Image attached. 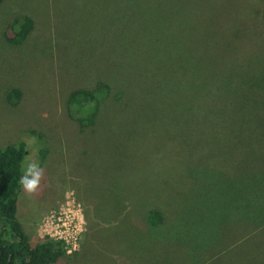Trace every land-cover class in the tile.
I'll use <instances>...</instances> for the list:
<instances>
[{
	"label": "rangeland",
	"instance_id": "374dc122",
	"mask_svg": "<svg viewBox=\"0 0 264 264\" xmlns=\"http://www.w3.org/2000/svg\"><path fill=\"white\" fill-rule=\"evenodd\" d=\"M21 15L33 27L12 44ZM235 71L264 72V0H2L0 148L24 140L23 172L44 170L37 193L18 194L24 232L39 237L72 194L86 228L58 264H264V178L237 177L254 134L227 106L208 115L194 103ZM100 82L111 92L82 128L68 96ZM245 124L264 155V117Z\"/></svg>",
	"mask_w": 264,
	"mask_h": 264
},
{
	"label": "trees",
	"instance_id": "16d2710c",
	"mask_svg": "<svg viewBox=\"0 0 264 264\" xmlns=\"http://www.w3.org/2000/svg\"><path fill=\"white\" fill-rule=\"evenodd\" d=\"M1 2L2 0L0 4ZM32 27L33 20L30 16L16 17L8 26L7 40L12 44H20ZM225 78L228 81L224 83L202 85L200 96L194 103L196 105L200 103V107L208 115L223 113L220 105H225L239 117L237 130L242 133L248 131L250 139L254 134L252 143H255V147L247 148L253 153L250 165L246 150L241 152L242 155L238 158L243 166L237 172V177L244 175L252 177L253 180L264 178V155L255 154L259 150L261 134H257L256 130L247 129L245 124L252 116L264 117V72H229L224 77L215 78V82L224 81ZM173 90L175 91V88ZM191 90L190 88L185 92L186 96L190 97ZM110 92V85L102 82L93 89L72 90L67 100L69 115L82 128L92 125L100 100L107 97ZM19 97L20 91L17 88L7 93L11 103H16ZM27 152L24 140L0 148V264H58L67 256L62 242L49 237L36 236L30 239L16 217L17 198L23 188L20 184L23 175L22 163ZM247 161L248 163H245ZM146 220L149 225L156 226L162 222L163 216L159 210L149 209Z\"/></svg>",
	"mask_w": 264,
	"mask_h": 264
},
{
	"label": "built area",
	"instance_id": "2783aa9c",
	"mask_svg": "<svg viewBox=\"0 0 264 264\" xmlns=\"http://www.w3.org/2000/svg\"><path fill=\"white\" fill-rule=\"evenodd\" d=\"M86 228V220L81 204L72 194L56 208L51 209L38 225L40 238L49 237L61 241L66 254L79 249L80 238Z\"/></svg>",
	"mask_w": 264,
	"mask_h": 264
},
{
	"label": "clouds",
	"instance_id": "9594fccd",
	"mask_svg": "<svg viewBox=\"0 0 264 264\" xmlns=\"http://www.w3.org/2000/svg\"><path fill=\"white\" fill-rule=\"evenodd\" d=\"M44 176V170L36 161H30L24 168L23 175L20 178V184L28 194L37 193Z\"/></svg>",
	"mask_w": 264,
	"mask_h": 264
}]
</instances>
